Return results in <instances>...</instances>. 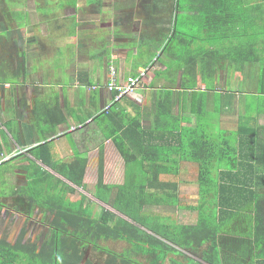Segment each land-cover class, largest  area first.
<instances>
[{
	"label": "trees",
	"instance_id": "16d2710c",
	"mask_svg": "<svg viewBox=\"0 0 264 264\" xmlns=\"http://www.w3.org/2000/svg\"><path fill=\"white\" fill-rule=\"evenodd\" d=\"M171 1L172 24L159 46L164 45L163 53L177 63L175 71L183 70L182 87L196 88L198 77L212 78L224 63L237 71L247 61L264 65V27L258 32L256 26L236 24L240 11H230L229 2L219 0V10H214L215 0ZM172 97L171 90L165 91L157 101L150 127L140 116L118 108L121 99L94 117L124 161L123 181L106 183L100 145L94 194L107 206L99 211L81 198L72 200L69 193L75 187L30 160L27 184L11 189L12 206L27 215L36 208L45 211L50 215L49 232L40 243L24 240V235L13 244L0 239V264H264V126L249 127L246 114L239 117L235 131L214 128L203 118L182 125L184 118L173 110ZM47 113L56 117L57 111L49 106ZM86 123L82 119L75 129ZM55 132L54 127L45 130V142L27 151L85 188L88 153L75 151L73 159L56 163L46 141ZM185 162L198 168V201L191 206L197 218L192 223L157 221L161 215L153 207H182L178 192ZM246 216L253 220L249 226L254 255L235 263L219 245H225L229 227ZM108 241L125 242L127 247L117 251L105 245Z\"/></svg>",
	"mask_w": 264,
	"mask_h": 264
},
{
	"label": "crops",
	"instance_id": "0c3cea01",
	"mask_svg": "<svg viewBox=\"0 0 264 264\" xmlns=\"http://www.w3.org/2000/svg\"><path fill=\"white\" fill-rule=\"evenodd\" d=\"M212 3L214 10H219V0ZM226 3L230 11H240L236 24L256 26L258 32L264 27V0ZM164 4V0L0 1V160L8 156L0 162V239L13 244L24 235V240L43 242L49 232V214L38 208L32 215L17 210L12 206L15 198L10 189L27 184L25 167L30 160L61 176L27 151L45 142L42 133L53 127L56 132L46 141H50L55 160L57 154L69 161L75 151L87 152L88 167L92 160L88 141L93 144L99 140L98 134L104 136L95 122L86 126V131L71 128L82 119L94 121L112 104L113 93L106 87L112 67L121 82L149 68L140 86L117 104L129 114L140 116L146 127L152 125L157 101L169 90L173 92V110L184 118L182 125H195L198 118H203L214 128L235 131L239 117L246 112V96L257 94L261 102L247 122L249 127L264 126L261 74L253 78L255 90L246 72L249 67L251 74L264 72L259 62L247 61L244 69L231 77L230 67L224 63L212 78L198 77L196 88L181 86L183 70L169 71L167 66L174 62L163 54L164 45L159 46L171 27L166 24L170 23L169 9L161 14L157 11L163 10ZM54 13L60 22L49 26L47 14ZM159 50L162 52L157 59ZM243 84L247 86L241 90ZM49 106L57 111L56 117L47 113ZM61 117L64 122L58 120ZM260 133L264 138V130ZM108 144L105 142L104 147ZM260 169L264 171V165ZM8 185L6 193L4 187ZM224 235L225 245H219L223 254L235 263L251 260L252 229L239 232L231 226Z\"/></svg>",
	"mask_w": 264,
	"mask_h": 264
},
{
	"label": "rangeland",
	"instance_id": "374dc122",
	"mask_svg": "<svg viewBox=\"0 0 264 264\" xmlns=\"http://www.w3.org/2000/svg\"><path fill=\"white\" fill-rule=\"evenodd\" d=\"M173 9L174 8L169 10L168 21L170 20V14L173 11ZM47 16L49 18V22H51V25H49V26H54L55 24L60 22L59 17L55 13L54 14H47ZM38 21H40V19H38ZM166 24H168L170 26L172 23L170 24L168 22ZM168 27H165V28H168ZM243 39L246 40L245 37H243ZM161 50H159L156 53L157 59H159V57L161 56V52H162ZM142 59L143 58H140V60H142ZM169 59L172 61L171 58H169ZM248 62L251 63L252 61H248ZM176 64L177 63L169 64V66H167L169 71L171 69L175 70ZM259 64L261 65L260 62H259ZM229 67H230V69H229L228 74L231 77L232 74H234V72L236 73L237 70L235 69L236 67L233 65H231V66L229 65ZM243 69H244V66H243ZM246 72L249 73V74H247V76H248V78H251V80L253 81L252 86L255 87V90L257 89V83H256V80H254L253 78L257 79V77L260 74L262 75V78H261V76L259 77V79L261 80V89H259V90L264 91V72H262V71L260 73L258 72L257 75L251 74L250 67L246 68ZM109 78H110V76H109ZM230 80H232V78H230ZM119 82L122 83L120 80H119ZM244 86H247V85L243 84V89H241V90H244ZM259 97L260 96H258L257 94H250V95L246 96L248 102L246 103L245 108L243 109L246 111L244 114L249 115V116L254 114L255 108L258 107L259 103L261 102ZM250 112H252V113H250ZM92 122L94 123V121L87 122L84 126L78 128L76 131H80L82 129L83 130L85 129V131H86L85 127L88 126L89 124H91ZM75 127L76 126L72 127L71 129L73 130V128H75ZM217 131H219V130H217ZM98 136H99L98 137L99 140L98 141L94 140L93 144H91L90 141H88L89 142L88 149L92 150V152L90 153L92 160L87 167V172H86V176H85L87 186L85 188L77 186V185L71 183L66 178H63L60 176L64 181H66V183L75 187L76 191L69 193L70 198L72 200H77L80 198L83 199L84 205L89 204V206L92 207L94 212L99 211L102 206H107L106 203H104L103 201H100L94 194L95 184H96L97 178H98V167H99V162H100L99 147L102 144V142H104V144H105V142L109 143L108 144L109 146L104 147V167H105L104 181L117 183V182H122L124 179V161H123V158L121 157L119 151L117 150L116 146L111 141H106L105 138H101L99 134H98ZM67 147L68 146H66V150H67ZM61 160L64 161V157L57 154L56 161L62 162ZM5 169L6 168H4L3 170H5ZM53 172H57V171H53ZM174 178H177V177H174ZM197 178H198L197 165L189 163V162L183 163L181 174H180V187H179L180 190L178 192L180 195V203H181L182 207L179 208V207H172V206H166V205L153 207V210L156 213H159L161 215V217H156L157 219H155V220H157V221L158 220H164L167 222H179V223H192L193 221H195L197 218V213H196L197 210H195L191 206L195 207L197 205V201H198ZM178 179H179V177H178ZM9 189H10V185H8V187H6V188L4 187V190L6 191V193L9 192ZM188 206H190V208H188ZM117 213H119V212H117ZM252 223H253L252 219H250L248 217L243 218V220H241V221H235L233 228L238 230L239 232H240V230H243L245 228L246 232H249L252 229L249 226V224H252ZM105 245L110 246L111 248H113L117 251H122L124 248L127 247V243L121 242V241H114V242L108 241L105 243ZM91 250H92V248L89 247L88 253H90ZM96 254H98V253H96ZM179 258H181V257L179 256Z\"/></svg>",
	"mask_w": 264,
	"mask_h": 264
},
{
	"label": "built area",
	"instance_id": "2783aa9c",
	"mask_svg": "<svg viewBox=\"0 0 264 264\" xmlns=\"http://www.w3.org/2000/svg\"><path fill=\"white\" fill-rule=\"evenodd\" d=\"M148 69V67L144 68L140 70L137 74L128 76L125 82L120 83L117 78V70L112 67L110 70L109 81L106 84L107 89L114 94V96L112 97V103L134 92L143 82L148 72ZM108 107L109 106H107V108ZM6 158H8V156L1 159L0 162L5 160Z\"/></svg>",
	"mask_w": 264,
	"mask_h": 264
},
{
	"label": "flooded vegetation",
	"instance_id": "af4514ba",
	"mask_svg": "<svg viewBox=\"0 0 264 264\" xmlns=\"http://www.w3.org/2000/svg\"><path fill=\"white\" fill-rule=\"evenodd\" d=\"M164 5H163V7L165 8V7H167L166 9H164L163 8V10H161V9H158L157 11H158V13L159 14H161V12L163 11V12H167L166 10H171L172 9V7H173V4H172V1L171 0H164ZM144 12H146V11H144Z\"/></svg>",
	"mask_w": 264,
	"mask_h": 264
}]
</instances>
